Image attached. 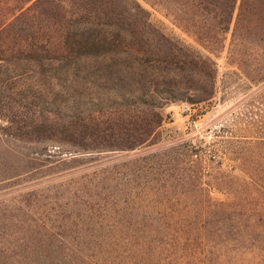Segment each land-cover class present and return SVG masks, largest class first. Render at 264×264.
Returning <instances> with one entry per match:
<instances>
[{
	"label": "trees",
	"instance_id": "16d2710c",
	"mask_svg": "<svg viewBox=\"0 0 264 264\" xmlns=\"http://www.w3.org/2000/svg\"><path fill=\"white\" fill-rule=\"evenodd\" d=\"M140 1L205 53L166 33L138 0H0V138L79 153L155 144L166 105L212 95L209 54L223 47L229 28L231 53L237 39L255 36L247 0ZM243 174L235 187L228 181L222 201L207 200L201 220L129 221L114 246L60 256L72 264H264V183ZM99 179L78 185L87 211L93 196L104 209L120 194Z\"/></svg>",
	"mask_w": 264,
	"mask_h": 264
},
{
	"label": "rangeland",
	"instance_id": "374dc122",
	"mask_svg": "<svg viewBox=\"0 0 264 264\" xmlns=\"http://www.w3.org/2000/svg\"><path fill=\"white\" fill-rule=\"evenodd\" d=\"M138 1L166 33L205 53L157 8ZM247 3L244 14L255 36L237 39L231 53L229 28L223 47L209 54L216 68L212 95L196 104L166 105L157 143L79 153L0 138V180L8 177L0 181V255L10 253L8 260L0 257V264H72L62 251L114 246L112 238L129 232V221L201 220L207 200L222 201L228 181L235 187L243 172L264 183V0ZM98 176L112 195L116 185L120 194L104 209L93 196L88 204L94 210L87 211L79 203L78 185H90L88 178ZM12 255L18 257L14 263Z\"/></svg>",
	"mask_w": 264,
	"mask_h": 264
}]
</instances>
